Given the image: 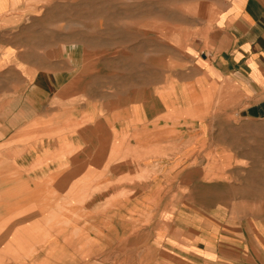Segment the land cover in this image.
Returning a JSON list of instances; mask_svg holds the SVG:
<instances>
[{"label": "rangeland", "instance_id": "1", "mask_svg": "<svg viewBox=\"0 0 264 264\" xmlns=\"http://www.w3.org/2000/svg\"><path fill=\"white\" fill-rule=\"evenodd\" d=\"M223 2L39 0L18 17L11 11L0 20V43L12 44L14 28L29 34L35 13L52 12L56 30L69 15L72 23L91 17L98 36L89 47L104 51H90L88 96L115 95L113 102L127 104L151 95L168 103L153 138L157 152L126 149L120 160L129 163L91 169L63 186L57 179L40 180L35 165V173L21 172L26 193L21 211L14 168L0 165V264L187 263L164 248L169 228L163 221L177 220L179 213L164 205L180 203L190 193L186 173L192 169L199 170V202L209 216L228 215L231 208L264 214V119L243 115L247 106L238 98L225 100L224 84H212V74L202 71ZM151 139L123 141L145 146Z\"/></svg>", "mask_w": 264, "mask_h": 264}, {"label": "crops", "instance_id": "2", "mask_svg": "<svg viewBox=\"0 0 264 264\" xmlns=\"http://www.w3.org/2000/svg\"><path fill=\"white\" fill-rule=\"evenodd\" d=\"M35 1L39 0H0V20L11 11L18 17ZM223 1L202 71L212 74V84H224L225 100L238 98L242 107L247 106L243 115L263 120L264 0ZM98 16L103 17L102 12L96 20ZM34 17L29 34L26 28L15 27L14 43H0V165L14 168L19 211L20 197L26 195L21 172L35 173V165H40V180L57 179L63 186L91 169L101 171L109 163L115 169L129 163L120 160L126 149L132 154L140 153L139 148L144 154L157 152L159 145L153 138L159 136L168 105L165 98L151 95L127 104L113 102L115 95L90 98L86 87L88 67L94 66L89 64L90 51H104L97 45L95 51L89 47L91 37L98 36L89 25L92 18L80 16L79 21L88 23H72L69 15L64 25L59 24L62 29L56 30L52 12ZM176 99L181 100L180 95ZM142 137L152 139L145 146H126L123 141ZM186 177L190 193L183 199L191 200L164 205L167 212L179 213L172 224L163 221L169 228L164 245L168 254L187 261L182 264H264L262 211L241 214L231 208L228 215L218 211L209 216L199 202V170L192 169Z\"/></svg>", "mask_w": 264, "mask_h": 264}]
</instances>
